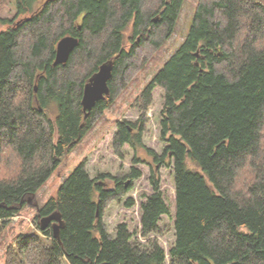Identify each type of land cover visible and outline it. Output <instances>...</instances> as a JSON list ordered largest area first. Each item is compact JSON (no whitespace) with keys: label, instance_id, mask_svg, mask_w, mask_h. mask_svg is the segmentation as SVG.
I'll return each instance as SVG.
<instances>
[{"label":"trees","instance_id":"1","mask_svg":"<svg viewBox=\"0 0 264 264\" xmlns=\"http://www.w3.org/2000/svg\"><path fill=\"white\" fill-rule=\"evenodd\" d=\"M15 0L18 25L0 32V234L94 128L130 80L175 32L184 0ZM157 20V21H155ZM7 24L8 20H1ZM132 25L131 47L125 31ZM79 39L55 65L59 41ZM112 61L110 93L86 116L83 91ZM163 92L162 153L143 143L154 93ZM137 123L120 121L117 156L143 149L175 180V242L167 254L151 235L171 216L158 170L141 204V238L104 223L142 176L132 167L91 178L83 160L57 195L38 207L37 232L18 234L4 264H264V0H199L179 49L135 101ZM140 124V126H137ZM138 127V128H137ZM112 179L107 189L100 180ZM133 198L126 207H133ZM58 213L59 237L40 220Z\"/></svg>","mask_w":264,"mask_h":264},{"label":"rangeland","instance_id":"2","mask_svg":"<svg viewBox=\"0 0 264 264\" xmlns=\"http://www.w3.org/2000/svg\"><path fill=\"white\" fill-rule=\"evenodd\" d=\"M44 1L38 0L34 5V9L41 6ZM198 2L199 0H184L174 34L158 50L150 52V59L141 69L131 74L129 82L116 98L114 104L104 112L103 116L94 125V128L63 159L62 164L51 178L39 189L36 196L32 199V203H28L21 213L12 218L2 230L0 234V264H4L6 248L18 234L38 233L34 223L37 208L46 204L51 198L56 197L58 189L64 180L70 176L83 160L87 161V169L93 179L103 173L116 177L119 174L128 173L132 167L141 170L142 176L134 182L133 188L123 198L124 200L111 202L106 208L103 221L112 235H116L118 225L127 224L130 232L134 235V240L144 246L147 245V240L141 238L140 207L146 200L145 196L153 193L149 180L151 172L158 170L161 190L171 206L172 215L161 218L159 223L161 233L151 235L150 238L158 241L167 254L168 263L170 262L168 254L175 242L173 227L175 204L174 170L172 167H156L152 158L143 149H140L137 153L142 162L133 164L134 150L129 146H125L123 156H117L112 148V140L117 130L118 122L126 120L135 124L141 117L135 101L186 39ZM27 16L17 15L15 0H0V32L18 25ZM1 20H8L9 23L3 24ZM131 36L132 25L125 31V47L127 50L132 45ZM162 106L163 92L158 89L154 93V103L145 116V133L143 136L144 145L157 153H162L165 146L160 139ZM137 126H140V124H137ZM100 182L104 183L103 185L107 189L113 187L112 179L100 180ZM128 198L134 199L135 204L133 207H126Z\"/></svg>","mask_w":264,"mask_h":264},{"label":"water","instance_id":"3","mask_svg":"<svg viewBox=\"0 0 264 264\" xmlns=\"http://www.w3.org/2000/svg\"><path fill=\"white\" fill-rule=\"evenodd\" d=\"M157 21V20H155ZM79 39L74 36H66L62 38L56 50L55 65L65 64L68 62L70 54L78 46ZM113 62L108 61L100 66L98 72L89 80L84 87L82 106L86 116L92 111L96 104L110 93L109 82L112 78ZM32 199L29 200V203ZM52 226L55 238L59 237V232L63 226V221L58 213H54L40 220L42 230H46Z\"/></svg>","mask_w":264,"mask_h":264}]
</instances>
